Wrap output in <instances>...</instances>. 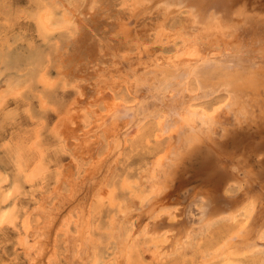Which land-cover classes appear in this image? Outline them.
Here are the masks:
<instances>
[{
    "label": "rangeland",
    "instance_id": "1",
    "mask_svg": "<svg viewBox=\"0 0 264 264\" xmlns=\"http://www.w3.org/2000/svg\"><path fill=\"white\" fill-rule=\"evenodd\" d=\"M148 4H142V0H0V264H264V154L245 153L249 140L253 144L259 141L260 148L264 147V132L254 130L259 129L254 123L261 120L259 114H254L256 119L252 117L255 121L249 126L250 130L254 126L256 134L249 138L252 130H248L238 133L242 136L235 135V144L243 138L247 148L231 144L228 148L233 158L248 160L242 165L237 163L241 159L235 160L228 172L243 176L245 170H252L255 183L250 187L259 188L250 192L254 194L251 199L257 208L255 213L258 211L256 228L249 233L256 241L255 250L250 253L243 248V239L227 246L244 225L243 215L234 220L203 222L189 236L173 240L169 234L174 235L180 226L161 229L168 231L167 239L155 236L160 231L147 228L148 222L162 217L167 223L183 219L175 207H183L197 189L204 187L195 175L196 168L184 167V161L176 172L182 181L177 183L179 177L174 178L169 193L167 187L172 181L164 183L162 173L175 164L171 163L173 155L178 153L180 158L185 149V138L192 135L189 123L203 136L209 123L177 122L181 110L168 120V105L160 109L159 102L143 96L151 93L149 90L132 89L135 85L131 83L137 78L148 76L145 69L149 62L160 64L174 59L186 40L196 37V33L200 35L206 27L193 21L191 24L187 12L168 15L162 8ZM237 5L235 8L241 10L242 6ZM256 9L249 14L259 12ZM262 33H257L262 42L252 32L247 35L251 39L243 37L248 43L259 44L261 50ZM253 43L247 47L253 48ZM254 50L245 55L248 62L242 55L246 66L253 64L252 71L238 78L237 74H226V82L235 85L241 76L252 72L249 75L255 86L241 96L250 109L259 104L255 101L264 102V66H260L264 65V50L258 55L253 54ZM258 58L261 62L256 65L262 72L254 69ZM176 75L160 79L178 88L168 87V96L184 91L181 97H185L187 108L194 107L207 115L219 108L224 113L218 112L229 119L237 108H242L237 105L240 97L235 88L228 90L229 85L224 83L225 90L219 86L223 81L212 80L210 74L204 75L210 87H206L207 81L199 85L193 75L181 86ZM161 80L157 87H161ZM163 82L162 86L166 84ZM189 95L194 96L191 102ZM140 99L148 103L143 102L138 105L140 111L138 107L136 110L142 115L149 112L143 115L146 119L129 108ZM176 102L172 107L180 105V100ZM110 108L120 115L110 114L114 112ZM153 114L159 115L154 118ZM258 126L264 131V124ZM216 128H212L214 137L221 131ZM242 185L234 183L225 194L238 195ZM198 202L202 203L193 200V205L196 207Z\"/></svg>",
    "mask_w": 264,
    "mask_h": 264
},
{
    "label": "bare ground",
    "instance_id": "2",
    "mask_svg": "<svg viewBox=\"0 0 264 264\" xmlns=\"http://www.w3.org/2000/svg\"><path fill=\"white\" fill-rule=\"evenodd\" d=\"M145 1H147V3H149L148 5L151 4L154 8L155 7L162 8V10L165 13H168V15H170L171 13L173 14V13L182 12V11L187 12L188 16L192 19V20H188L190 23L193 21L194 23H197V24L199 23L200 25H203L206 27H203L202 33H200V35L197 36V33H196L195 34L196 37L193 38L190 36L191 39L189 38L188 41L186 40L185 46L182 45L184 47L183 48L181 47L182 50H181V48H179V50H181V51H180V53H179V50H178V53L176 52L177 55L174 59H171L170 61L164 60L160 64H159V62L156 63L154 60L149 62L148 66L145 69L146 70L145 74H147L148 76L144 75L145 77L143 76L144 77L143 80L142 79L140 80V78H137L138 81L136 80L135 83H131L132 85H135V86H133L134 88H132V89L136 90V87H137V91H139V90L148 91L149 90L151 93H147V95H143V96L148 97V101L154 100L156 102H159L161 104V105L159 104L160 109L161 108L162 109L168 108L167 106H165V108L162 107V105H168L170 107V110H171V112L169 111V113L167 115L168 120L172 114H176L178 110H181L180 111L181 113L178 114V119H177L178 121L177 122H195V123H197L199 121L200 122L202 121V124H203V122H209L208 126L205 128V131H202L203 134H204V132L206 134V135L204 134V136L201 135L202 133L198 132L199 129H197V127L195 128V125H193V123H189V124H192L190 127L192 135H188L187 136L188 139H187V137L185 138L186 139V144L184 146L185 149L183 151H181L180 158L177 156L178 153L173 155L175 157H173V161L171 163L172 164L175 163V164L171 165L170 168L167 167L168 169L166 168L165 171L162 173V175L165 176V179H164L165 182L163 180L164 183L172 181V186L169 185L170 188H169V186L167 187L168 193H169V189L172 191L173 187L175 185V182H176V180L173 181V179L174 178L177 179L179 177L178 173H176L178 170V167H179L180 163L184 161L183 162L184 167L186 165V166L191 167V168H192V166H194L196 168L197 171H195V175L198 178H201V180L203 181L204 187L202 189L201 188L197 189L198 191H196L194 194L191 195L189 202L186 203L183 207L182 206L179 208L175 207V210H177L176 213L180 212V214L183 215V217H184L183 219H181V220L177 219L175 222L167 223V222H165V217H162L157 221L148 222L147 228L149 230L153 229L155 231L161 232V233L155 234V236L161 235L162 238L165 236L164 238L167 239L168 236L170 235L169 237H171V239L173 240V238H181V237L189 236L193 232L192 230H194L195 227L200 226V224L203 222H206V221L211 222L213 220H217V219L219 220V219H224V218L234 220V218H236V216L243 215L245 217V222L243 223L244 225L240 228V231L238 229L239 232L237 231L238 233L236 234V236L233 239L230 238L231 242L230 241H229V243L227 242L228 243L227 246H230V244H232L235 240L240 241L239 239H243V241L245 242L243 248L247 249L248 252L250 250L251 251L255 250L254 247L257 245L256 241L251 240L249 237V233L254 232L253 230L256 228V225H255L256 223L254 224V222H255V219H257L255 216H256V213L258 212L257 211L255 213V209H257V208L253 204V202H252L253 199H251L252 195L250 194V192L252 191V188L255 190L254 186L250 187L251 186L250 183L253 185L255 183V182H253L255 176H253L252 170H245L243 176L241 174L242 177L240 175L239 176H237V175L232 176L233 174L228 172V168H231L232 164L237 162V161L236 162H234V161L238 159V156L236 158L234 157L235 158L234 159L229 150L231 149V147L236 146V145H239V146L243 145V147L245 146L244 144L246 143V140L242 141L243 138L241 139V141H239V143L237 142L238 144H235V141L237 140V138H235V135L238 136L239 132L247 133V131L250 130V127H249L250 124H252L256 119L254 117V114H256L255 116H257V114H259L261 116V118L259 117V115H258V117L261 120L264 119V117H262V116H264V105H262V106L260 105V104H264V102L255 101V102H259V104L251 105V109H250L249 105L243 104V98L241 96L247 94L255 86V84L252 81L253 78H251L252 75H249L252 72H250L249 74H247L245 76H241L240 77L241 79H238V81L235 85L234 84L230 85L226 82V80H227L226 74H231V75L237 74L236 78H238L239 75H242L241 73H243L245 71H247V72L252 71V69L250 70V67L253 66L252 59L256 55L251 54L253 57L250 60L251 62L249 61V63L252 64L250 67L246 66V63L249 60V59L247 60V58H249V57L246 58L245 55L249 54V53L247 54V52H252L255 49L254 46L256 44L251 42V43H253V48L251 47L253 50L250 51L251 48H248L247 46H249L251 43L249 42L250 43L249 44L248 40L246 38H250V37H247V35H249L248 32H250V33L252 32V34H257V33L259 34L260 33V35L262 32H264V13L260 12V9H264V8H262V6H264V0H142V4ZM238 3H239V6H242V9L241 10L239 9V11H241V12H239L235 8V6ZM246 6L247 7L250 6V7H252V9L258 8V10L257 9L256 10L259 12H255V14H253L254 12H252L249 14V11L252 9L249 7L250 10H248V8ZM237 7H238V5H237ZM149 11H151V9ZM235 11H238L239 13L236 14ZM246 11H247V13H246ZM147 14H149V13H147ZM191 24H193V23H191ZM258 34H257V36H258ZM262 34H264V33H262ZM178 35H179V33H178ZM181 35H182V33H181ZM244 35H246L245 36L246 38L243 37ZM250 36H255V35H250ZM257 36H255V37H257ZM255 37H253V38H255ZM260 37L258 36V38H260ZM261 38H260V40H261ZM255 39H257V38H255ZM184 42L185 41H183V43ZM260 42H262V40ZM247 44H249V45H247ZM257 44H258V41H257ZM262 44H264V43H262ZM258 45H256L255 47L256 48L260 47ZM262 47H264V46H262ZM243 49H244V51H243ZM255 50H254L255 53L253 52V54L257 53V55H258L259 53L262 54V52H260V51L264 50V48H262L261 50H259L257 48ZM239 51L242 54H240ZM242 55L247 60L246 63H245V60H243ZM262 55H264V54H262ZM173 56H175V55H173ZM169 57H171V56H169ZM159 58H161V57L159 56ZM259 59L261 60V58H258V61H257V59L255 60L256 61L255 65H256V63L257 64L259 63V61H260ZM145 61H147V59ZM262 61H264V60H262ZM260 66L262 67L264 65H260ZM257 68H259V65L258 66L256 65V68L254 66L255 70ZM254 69H253V71H254ZM261 69H262V71H264V67H262ZM127 70H128V68H127ZM258 70H260V68L257 69V71ZM135 73L136 72L134 71V75H135ZM173 73L179 74V76L176 75V77L178 76L177 78L179 79V81H176V80L175 81L179 82L178 84H180L181 86H183V84L186 83V82H183V80L188 78L190 75H193L195 77V79L197 80V83L199 85H203L204 82L207 81L206 87L207 86L210 87V85H207L208 80L204 81L205 77H207L204 75L210 74L209 76H211V77L213 76L212 78H214V79L211 78L212 80H215V78H216V80H217V81L215 80L216 82L219 81V83H220V81L221 82L223 81V83L219 86L222 87V85L224 83H226L229 85L228 90L235 88V93L240 97L239 99H237V100H239L238 101L239 104H237V105H239V107L241 106L242 108H240V110L237 108L235 110V112L232 114V117L230 119L225 114H223V116H222L221 113H224V112H221V110H219V108L217 110L214 109V111L215 110L216 111L211 112L212 114H210V115H207V114H209L208 112H207V114H205V113H203L204 111L200 112L198 109L197 110L194 109V107H192V109L187 108L188 106H185V102H184L185 97L184 96L181 97V95L184 93V91L183 92L180 91L181 93L178 91L179 92L178 95H180V96H178V95H176L177 93L176 94L174 93V90H175L174 89L173 93L175 95H172L170 97V96H168L169 93H168L167 89H168V87H172V85H173L172 82H174V81H170V83H172V84H169V83L163 82L160 79L162 77V79L164 80V78H167L170 75L171 76L175 75ZM138 74L142 75L143 72L142 73L139 72ZM262 75H264V74H262ZM171 76H170V78H171ZM256 78H259V77L256 76ZM172 79L174 80V78H172ZM211 79L209 80V82L211 81L216 85L215 81H212ZM224 79H225V82H224ZM160 80H161V83H160L161 87H157V85H158L157 81H160ZM257 80L258 79H255V81H257ZM162 82L166 83V84L165 85L163 84V86H162ZM213 83H212V86L214 85ZM131 84H130V87H131ZM226 84H224V85L227 86ZM140 85H142V86H140ZM172 88H177V87H174V85H173ZM215 88H216V86H215ZM132 89H131V91H132ZM212 89H213V87H212ZM212 89L210 88V90H212ZM176 90H178V88ZM225 90H226V87H225ZM209 94H210V92H209ZM150 96H152V98H153L152 100L149 99V98H151ZM230 96H232V95H230ZM146 97H144V98L146 99ZM189 97H190V99H189ZM189 97H187L188 102H189V100L191 102L192 101L191 98H194V96L192 97L189 95ZM187 98H186V100H187ZM137 99H139V98H137ZM177 99H178V101L180 100V103H179L180 105L179 106L177 105V106L179 108L181 107V109H179L178 107H177L178 109L174 108L175 105H173V104L176 102ZM146 101L147 100H145V102L144 101L141 102V99H140V101L139 100L137 101L138 102L137 105H134V106L132 105V107H129V108H131V110L134 109L132 111L136 112L135 113L136 116H137V112L140 115L141 113L139 112L140 111L139 107L143 105L142 104L143 102L145 104ZM233 101L234 100H232V102ZM176 103L178 104V102H176ZM152 104L153 103H151V105ZM138 105H140V106H138ZM172 105L174 107H172ZM188 105H189V103H188ZM230 105H231V103H230ZM129 106H130V104H129ZM146 106H149V105H146ZM223 106L225 107L224 104H223ZM137 107H138L139 111L136 110ZM154 107H155V105H154ZM220 107H222V106H220ZM148 108L154 109L152 107H148ZM110 109H113V108H110ZM182 109H184V110L187 109V110L182 111ZM113 110H114V112H110V114H112L114 116V113L117 112V109H113ZM157 110H159L158 106H157ZM157 110L154 113L157 114V112H159ZM218 110L221 113L218 112ZM237 110H238V112H237ZM255 110L258 113L257 112L253 113ZM152 111H154V110H152ZM152 111H150V112L152 113ZM222 111H223V109H222ZM143 113L145 114L146 112H143ZM102 114H104V113H102ZM118 114L119 113L117 112V114H116L117 117H118ZM133 114H134V112H133ZM148 114H150V113L147 112L146 115H148ZM143 115L141 114L142 117H140V118L144 119L146 117L144 115L145 117L143 118ZM158 115H154V118H155V116L158 117ZM161 115H163V114H161ZM150 116L153 117L152 114ZM252 117L255 119H253ZM135 118H137V117H135ZM166 118L167 117H165V120L163 121L164 124H166L165 123V121L167 120ZM118 120H120V119L118 118ZM261 120L259 122H254V123H256V124L258 123V125L264 124V122L260 123ZM121 121H123V120H121ZM222 122H229V123L228 124H225V123L222 124ZM103 123L105 124V122H103ZM132 123H133V121H132ZM140 124L141 123H139V125ZM174 124H176V123H174ZM168 125H166V126H168ZM258 125L257 126L255 125L257 127V129L259 128L258 130L254 129L253 128L254 126L252 128L256 132L258 131L257 132L258 134H259V132L260 133L264 132V131H262V129ZM179 126H181V125L179 124ZM217 126H218V128L220 127L219 129H221V131L218 133L221 138L218 137L219 135L214 137V135H216V133L214 134V131L212 130V128L217 129L216 128ZM125 127H124V129H125ZM170 127H171V124H170ZM170 127H169V129H170ZM262 127H264V126H262ZM201 128H203V126ZM252 128H251L252 131L250 130L251 132L249 133V136L252 133L256 134L255 131L253 132ZM182 131L183 130L180 131V129H179L178 132L181 133ZM212 131H213L214 135L212 134ZM255 134L253 136H255ZM262 134H264V133H262ZM183 136H185V135H183ZM239 136H242V134ZM251 137H252V135L249 138H251ZM260 138H259V140H260ZM120 139H121V137H120ZM234 139H236V140L234 141ZM254 140L257 141L256 139H254ZM118 141H119V139H118ZM115 142H116V140H115ZM250 142L251 141L249 140V146H248L249 149H245L246 154H248L247 152H251V153L253 152L252 154H255L257 156L258 154H260L261 151H262V154H264V147L260 148V146L258 145L259 141L255 142V144H253V141L251 143ZM230 144L232 145L231 147H230ZM247 145H248V143H247ZM245 147L247 148V146H245ZM228 148H230V149L228 150ZM115 149H117V148H115ZM234 149H236V148H234ZM242 152H243V150H242ZM256 156L254 157L255 159H256ZM239 159H241V158H239ZM247 161H248L247 158L243 157L237 163L242 165ZM257 161L258 160L256 159V162ZM262 161H264V159H262ZM158 164L159 163H157V165ZM158 166H157V168H158ZM262 171H264V169H262ZM185 173L187 174L188 172L185 171ZM192 175H193V173H192ZM228 176H230V177H228ZM262 177H264V176H262ZM180 179H181V177L178 178L177 183L182 181V179L181 180ZM259 179H261V177ZM262 179H264V178H262ZM212 182L213 183L215 182V184H213L211 186ZM236 182H239L240 185L243 184L242 185L243 189L240 191V194L237 197H233V196H230L229 194L228 195L225 194V193H227V192H225V190L228 187L232 186ZM163 187H166V186L164 185ZM258 189L259 188H256L257 191H258ZM256 190H255V192H256ZM259 191H261V190H259ZM246 193H249L248 197H247ZM257 196H258V194H257ZM252 197H254V194ZM255 198H257V197L255 196ZM262 198H264V197H262ZM193 200H200V201H202V203H200V202L196 203V207H195L193 205ZM262 201H264V200H262ZM180 208H181V211H180ZM164 210H167V208H165ZM189 212H191V214L196 213V214H198V216L197 217H195V216L191 217V214H190L189 215L190 217L188 219L187 214ZM159 214H160V212L156 213L154 216H158ZM251 224L254 228L251 226ZM169 226L170 227L180 226V228H178L176 230L174 235L169 234L168 231L162 232V230H164L166 227H169ZM190 231H192V232L190 234H188ZM256 232H257V229H256ZM248 237H249V239H248ZM170 244H171V242H170ZM227 246L225 248H227ZM258 246H257V248H259ZM262 248H264V247H262ZM251 251H250V253H251ZM244 253L245 252H243V254Z\"/></svg>",
    "mask_w": 264,
    "mask_h": 264
},
{
    "label": "water",
    "instance_id": "3",
    "mask_svg": "<svg viewBox=\"0 0 264 264\" xmlns=\"http://www.w3.org/2000/svg\"><path fill=\"white\" fill-rule=\"evenodd\" d=\"M239 194H240V193H239ZM239 194H238V195H239ZM238 195H234L233 197H237Z\"/></svg>",
    "mask_w": 264,
    "mask_h": 264
}]
</instances>
